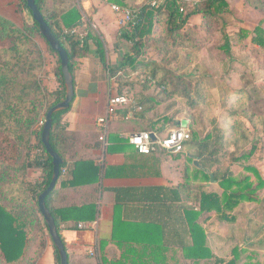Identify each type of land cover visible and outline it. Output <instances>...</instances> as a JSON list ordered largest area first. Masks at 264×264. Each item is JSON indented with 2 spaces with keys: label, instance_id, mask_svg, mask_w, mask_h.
I'll list each match as a JSON object with an SVG mask.
<instances>
[{
  "label": "trees",
  "instance_id": "1",
  "mask_svg": "<svg viewBox=\"0 0 264 264\" xmlns=\"http://www.w3.org/2000/svg\"><path fill=\"white\" fill-rule=\"evenodd\" d=\"M109 1L120 6L134 5V0ZM36 3L68 52L74 87L79 59L90 56L94 51L112 80L115 89L113 95L133 93L137 102L135 107L142 109L137 111L131 106L133 116L129 118L137 128L132 133H157L177 128L178 116L184 113L190 119L191 138L180 154L184 155L189 164L193 163L194 167L185 165L184 181L173 187L118 189L116 193L119 201L130 198L148 203L179 202L184 218L189 219L192 238L190 244H179L185 258L194 263L214 259L213 264H237L241 255L237 249L234 250L235 257L227 262L214 256L208 245L206 230L199 221L213 215L221 222L234 220L235 217L229 213L244 202L261 204L264 213V195L259 196L264 189L261 170L257 164H241L256 153L260 141L264 139V113L252 106L254 93L263 84L260 81L264 77V67L250 78L245 73L238 74L240 85L234 86L226 94L224 108L219 103V92L206 76L181 73L180 70L184 67H173L180 61L183 53L187 54L186 63L192 59L193 52H199L210 45L216 29L226 40L219 48L228 53L230 60L234 59L229 47V35L225 30V13L230 11L228 1L145 0L135 6L131 21L120 28L117 42L120 60L116 65L108 63L104 39L94 28L91 17L83 21L76 0L57 14H45L44 0H36ZM22 6L29 9L26 0H21L20 7ZM83 25L86 27L84 36L73 32ZM255 33L252 42L260 45L257 51L263 54L264 29L260 24L255 27ZM37 37L45 41L47 51L57 59L54 73L58 86L53 90L42 81L46 51ZM0 41H7L5 45L0 44V133L8 138L13 147L10 160L0 156V264H38L48 242L53 246L55 264H61L60 251L53 242L49 226L39 207V196L52 180L53 163L42 142L43 125L37 126L40 120L45 119L46 112L66 97L67 86L61 59L41 33L39 23L35 20L33 23L24 20L23 25H18L0 15ZM92 43L96 46L95 49ZM149 53L156 54V57L145 58ZM261 59L264 63V56ZM136 75H141L144 79L141 88L138 87ZM261 91L264 96V90ZM164 102H169L168 108L173 109L172 112H161L156 119H152ZM72 103L69 108L60 109L52 116L50 142L64 160L62 169L66 164L63 144L68 138L63 121ZM119 119L126 120L116 114L114 120ZM254 134H259L255 140ZM113 138H116V142H122L117 132L111 135L109 132L107 141ZM248 147H251L250 150ZM223 156L230 157L232 163L242 165L250 174L237 175L231 166L224 168ZM258 156L264 160L263 154ZM80 164L81 162H77L76 167ZM31 170H41V180H30ZM103 176L100 169L92 179L94 181L81 185L98 183ZM210 181L216 183L219 190L216 189V184L209 185ZM55 193L56 187L47 195L46 206L55 219L60 235L65 221L73 220L76 223L73 228H76L80 220L95 219L97 208L94 203L81 207L57 208L53 202ZM184 196L192 199L195 205L186 207ZM62 240L64 242L63 238ZM152 244V251L147 259L140 256L128 263L126 257L119 260L103 258L102 264H166V257L162 255L168 248L166 243ZM129 251L134 250L129 248ZM244 264L256 263L248 261Z\"/></svg>",
  "mask_w": 264,
  "mask_h": 264
},
{
  "label": "crops",
  "instance_id": "2",
  "mask_svg": "<svg viewBox=\"0 0 264 264\" xmlns=\"http://www.w3.org/2000/svg\"><path fill=\"white\" fill-rule=\"evenodd\" d=\"M73 1L44 0V12L60 13L72 5ZM76 1L83 21L91 17L94 28L104 39L108 50V63L116 65L120 60L118 35L120 28L126 24L123 22L126 16L124 10H131V7L119 5L122 9L117 11L113 6L118 4L109 0ZM144 1L134 0V4L138 6ZM227 1L230 11L225 13V25L232 27L234 24L235 31L239 33L241 29L246 30L249 36L244 40L245 47L259 49L260 45L253 43L252 39L256 34L257 25L260 24L264 29V0ZM20 4L21 0H0V15L18 25H23L24 20L33 23L32 12L24 6L20 7ZM85 28L83 25L73 31L79 36H84ZM36 39L47 51V45H42L44 40L38 37ZM91 45L95 49L96 46L93 43ZM98 58L99 55L93 51L90 56L79 59V67L75 72V99L63 121L68 137L63 144L66 164L56 185L53 202L57 208L81 207L92 203L97 208L93 221L80 220L76 228H73L76 225L73 220L62 223L61 236L68 251L70 264H102L103 258L119 260L126 257L128 263L140 256L147 259L152 251L150 246L153 242H165L168 246L162 254L166 257V264H206L208 260L194 263L185 258L179 246L182 243L190 244L192 241L189 219L184 218L179 202L148 203L130 198L119 201L116 193L118 189L177 186L184 181L185 165L190 164L180 153L172 154L158 150L146 155L136 151L128 138L130 133L133 134L132 132L137 130L129 118L133 116L131 106L137 111L142 109L135 107L137 106L135 100L130 105L122 106L117 112L118 117L126 118L125 121L122 119L123 122L120 119L116 121L114 117L105 127L97 123L99 117L106 115L108 99L115 93L112 80ZM54 83L57 84V81ZM56 84L49 89L57 88ZM105 87L107 98L102 104L101 92ZM156 118L157 116H154L152 119ZM187 121L190 119L187 118ZM166 127L167 125L164 126ZM109 132L110 135L117 132L122 142H116V138L109 139L108 142ZM164 133L167 134L168 130ZM77 162L81 164L76 167ZM190 167L192 168L191 165ZM100 169L101 175L105 176L98 183L81 185L94 181L92 179ZM32 171H40V174L30 180H41L43 172L31 170L30 173ZM184 201L186 207L195 205L187 196H184ZM215 219L217 218L214 216V219L199 221L206 230L207 241L210 244L212 234L207 223L216 221ZM80 223H85L88 227L80 228ZM50 243L38 264H55L54 250ZM129 248L134 251L128 252Z\"/></svg>",
  "mask_w": 264,
  "mask_h": 264
},
{
  "label": "rangeland",
  "instance_id": "3",
  "mask_svg": "<svg viewBox=\"0 0 264 264\" xmlns=\"http://www.w3.org/2000/svg\"><path fill=\"white\" fill-rule=\"evenodd\" d=\"M135 6V4L132 5L131 9H134ZM225 27V30L229 35V47L234 56L233 60H230L227 52L219 48V46L226 40L224 39V35L215 28V35L210 45L206 46L199 52H193L192 59L190 58L186 63L185 60L187 54L183 53L180 61L173 65L174 68H180L181 66L184 67L180 70L181 73H193L206 76L215 87L216 91L220 94L219 103L221 104V108H224L223 101L226 94L232 91L234 86L240 85L238 74L245 73L250 78L259 73L261 68L264 67L263 60L261 59V57L264 56V52L263 54H260L257 50L245 47L246 44H244V40L249 36L247 35V31L241 29L240 33L236 32L234 24H232V27L228 26V24L225 25ZM6 43L7 41H0L1 45H5ZM44 44L46 43L42 41L43 46ZM150 57L154 58L156 57V54L149 53L145 58ZM56 65V56L51 53L46 54V65L43 69V73H41V77L43 84L47 87H55L56 83L54 82H56L57 79L55 77L54 68ZM135 78L139 84L138 87L141 88L140 85L143 84V77L141 75H136ZM260 82H263V84L260 85L261 89H258L257 93L252 92L254 93L252 106L257 111H260V113H264V96H262L261 91L264 90V77ZM56 85H58V81ZM101 93V103L104 104L107 98V88L105 87ZM124 94L135 100L133 93L124 92ZM169 102H164V104L159 107L156 116H159L157 114L161 112H163V114H170L172 112L173 109L168 108ZM187 118L189 119L188 115L185 113L178 116V120L180 122L183 121V123H185L184 121H187ZM37 126H41L40 122ZM157 133L161 138L164 137V132ZM257 137H259V134H254L253 140ZM12 148L13 147L11 146V143H9L8 138L3 133H0V156L10 160L13 156ZM250 148L251 147H248V150H250ZM258 148L259 149L256 150V153L252 157L242 161L241 164H257L264 177V160L258 156L259 154L264 155V139L260 141ZM223 158L224 168L231 166L232 170H234L237 175L250 174L248 171L244 170L242 165L232 163L230 157L223 156ZM190 165L192 168L194 167L193 163H190ZM38 174H40V171H32L29 174V179H34ZM253 179L256 180V177L253 176ZM208 184L216 183L210 181ZM215 187L219 190L217 184ZM263 195L264 189H262L259 196L261 197ZM229 214L230 216L235 217L234 220L221 222L220 220L215 219L216 221H211L209 224L207 223V225H209L208 229L212 234L211 244H208H210L214 256L222 258L227 262L235 257L234 250L237 249L241 254L237 264H244V262L248 261H252L256 264H264V213L261 204L256 202H244L236 208L235 211ZM210 218L214 219V215ZM49 245L52 246L51 243ZM46 251L47 247L45 249V252ZM212 262H214V259H210L206 264H213Z\"/></svg>",
  "mask_w": 264,
  "mask_h": 264
},
{
  "label": "water",
  "instance_id": "4",
  "mask_svg": "<svg viewBox=\"0 0 264 264\" xmlns=\"http://www.w3.org/2000/svg\"><path fill=\"white\" fill-rule=\"evenodd\" d=\"M29 10L32 12L33 19L39 23L41 33L46 37L49 41L51 48L58 52L61 64L64 79L67 86V93L64 100L60 101L53 107H51L45 115V122L42 129V142L45 145V148L48 154L52 157L53 163V176L49 186L44 190L39 196V207L40 210L49 226L50 235L53 239L54 244L58 247L61 255V264H68L69 257L66 251L65 244L62 240L60 233L57 230L55 219L52 213L46 206V197L47 195L56 187L57 181L62 172V165L64 160L62 156L53 148L50 142V132L52 129L53 123V113L64 108H69L71 103L75 97V87L73 82V77L69 70V55L66 49L62 46L60 40L54 34L52 29L50 28L48 22L45 19L44 14L41 9L38 7L36 0H26ZM181 122H177V126H181ZM151 136L153 139H156L155 133L151 132ZM211 179L213 180V175H211Z\"/></svg>",
  "mask_w": 264,
  "mask_h": 264
},
{
  "label": "built area",
  "instance_id": "5",
  "mask_svg": "<svg viewBox=\"0 0 264 264\" xmlns=\"http://www.w3.org/2000/svg\"><path fill=\"white\" fill-rule=\"evenodd\" d=\"M113 8L120 11L122 8L119 5H114ZM124 23L131 21L134 15V10L126 9ZM74 32V31H73ZM133 99L126 94L111 95L108 99V108L105 116L97 119V123L105 127L110 120L117 114L122 106L130 105ZM45 119L40 120L41 126L44 125ZM189 122L182 123L180 127L172 128L169 132L161 138L158 133H155L156 139H153L150 131H141L129 135V142L132 144L137 152L140 154H151L158 150H165L172 154L182 153L184 151L185 143L191 138V131ZM80 228H87L85 223L79 224Z\"/></svg>",
  "mask_w": 264,
  "mask_h": 264
}]
</instances>
